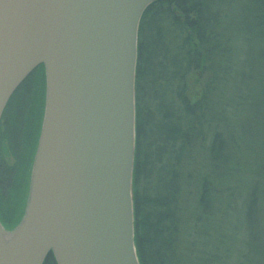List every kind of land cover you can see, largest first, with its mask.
Instances as JSON below:
<instances>
[{
	"label": "water",
	"instance_id": "95a60500",
	"mask_svg": "<svg viewBox=\"0 0 264 264\" xmlns=\"http://www.w3.org/2000/svg\"><path fill=\"white\" fill-rule=\"evenodd\" d=\"M156 0H0V118L39 65L24 213L0 264H140L134 233L138 27Z\"/></svg>",
	"mask_w": 264,
	"mask_h": 264
},
{
	"label": "trees",
	"instance_id": "16d2710c",
	"mask_svg": "<svg viewBox=\"0 0 264 264\" xmlns=\"http://www.w3.org/2000/svg\"><path fill=\"white\" fill-rule=\"evenodd\" d=\"M206 66L212 78L202 90V98L192 102L187 94V78L191 72ZM41 69L37 70L41 81L39 99L33 95L26 97L27 100L22 97V87L31 74L9 98L0 120L3 141L8 142L6 137H9L13 143L14 139L21 142L34 122L36 139L44 100ZM236 107L238 110L233 116L240 121L239 133L259 132L260 144L264 147V0H156L151 3L138 27L135 71L133 203L140 264H188V249L202 264L224 263L222 258L216 260L217 253L207 252L206 256L197 247L209 241L213 227L215 232L224 229L226 211L219 201L229 191L228 187L224 188L228 177L230 180L244 164L227 143L228 139L233 141L234 135L230 130V136L227 135L220 125L231 120L228 111ZM9 116L18 121L14 123L13 133L6 128ZM0 144L6 150L4 143ZM12 152L7 154L16 158ZM261 158L264 159L260 156L254 160L264 164ZM18 160L14 165L16 171L18 163L23 165ZM3 162L8 163L6 157ZM1 163L0 156V167ZM197 166L202 170L197 174L196 204L192 213L182 218L180 199L188 173L196 171ZM11 172L0 171L2 192L12 190L8 193L10 202L0 199V210L4 206L8 208L13 200H18L19 205L22 199L20 174ZM14 189L17 192L12 196ZM243 199H247L243 215L246 251L241 253L237 264H252L249 257L255 252L260 255L259 264H264V192L256 193L252 189ZM215 206L217 210H213ZM254 210L262 214L260 228L256 226ZM17 221L3 220V223L14 226ZM183 230L187 233L184 238ZM42 264H56L51 252Z\"/></svg>",
	"mask_w": 264,
	"mask_h": 264
},
{
	"label": "rangeland",
	"instance_id": "374dc122",
	"mask_svg": "<svg viewBox=\"0 0 264 264\" xmlns=\"http://www.w3.org/2000/svg\"><path fill=\"white\" fill-rule=\"evenodd\" d=\"M38 76H39V72H37V70L34 71L33 73H31V78L23 85L22 92L24 93V95H22V97L23 98L25 97L26 100L29 95H33L34 98L38 97L39 99L40 95L38 94V92H40L41 89V81L38 80ZM210 78H212V74L207 66L203 69L193 71L189 74L187 78V85H188L187 94L192 102H197L202 98L201 95L202 90L205 88V85L209 83ZM26 91L28 92L26 93ZM36 105L38 106L37 103L35 104V106ZM35 106L34 108H36ZM237 110L238 107H236L234 111L233 110L228 111L231 120L222 121L220 124L224 126L223 129L227 135H229V130L234 135L233 141L229 140V148L233 152L237 153V155L240 156L242 163H244L236 172L233 173L230 180L228 177V184L227 186H224V188L227 189L226 187H228L229 191L227 190V194L226 195L223 194L222 196L223 199L219 201L223 210L226 211V213L224 214L225 216L223 217L224 229L216 232L214 241H216L217 243L214 242L215 247L212 248V253L224 254L228 252L222 257L224 262L223 264H237L240 261L241 258L240 255L243 252L244 237H245L243 215L246 210V202H247V199H243L244 196L248 191H251L252 189H254L256 193H261L264 191V164L259 163L258 161L257 163L254 160L256 157H260V156L264 157L263 155L264 147L263 144H260L261 136L259 132H255L251 130L249 132L248 131L243 132L242 134L239 133L238 124L240 121L237 119V117L233 116L234 114L237 113ZM239 113H241V110L239 111ZM14 123H18V121L10 116L8 117V120L6 119V128L8 132L13 133L12 131L15 128ZM248 126L250 129L251 122L248 123ZM36 128H37L36 122L33 123V127L31 123V126L27 129L28 134L26 138L21 140V142L14 139L15 142L13 143L9 137H6L8 143L10 144L9 151L14 150V152L12 153L16 155V158L13 155H10V153L7 154L8 152L5 153L4 152L5 149H3L2 144H0V156L2 162L1 163L2 166L0 167L1 172L4 171L5 169H8L10 170V172L12 171L11 173L19 174L20 170L18 169L16 171L15 169L16 167L14 165L16 164L17 159H19L18 161L21 163L22 158L26 157L23 163L22 172L20 171L22 174L20 173L19 183L21 184H24L25 181V179L23 178V174H25V171L28 169L27 164H28V160H30V154L28 150L30 149L32 144L35 143ZM244 128L245 130H247L245 123H244ZM0 135L3 138L5 137L3 133H0ZM3 153H5V155ZM5 157L8 162L6 164L3 162ZM261 159L264 160L263 158ZM200 170H202L201 167L197 166L196 171L192 170L191 173H188L189 178L187 182H185V188L182 194V199H180V204L182 207V218L189 216V214L192 213L193 206L196 204L195 187L197 183V174ZM205 171L206 169H203V172ZM14 177L15 176H13V178ZM1 179L4 180V178ZM1 185L2 183L0 182V199L2 202L8 203L10 202L9 199L11 198L9 197L8 193L10 194L12 190L11 192H9L8 190L7 192L3 193ZM16 192L17 190L14 189V194L12 196H14ZM22 200L24 199L19 200V205H18V200L17 202L16 200H13L12 203H9L8 208L7 206H4L5 204L2 203V206L4 207H2V210H0L1 223H3V220L12 221L15 219H18L16 224L19 222V220L21 219L24 213L23 207L21 209ZM213 210H217V206L213 207ZM2 213L6 215L3 216ZM258 215L259 218L262 217V214H258ZM214 217L216 216H213L212 218ZM186 234L187 233L183 230L181 235L182 238H184ZM185 239H190V238H185ZM184 248L185 247H182V249ZM195 257L196 254L194 253L191 254V251L188 249L187 250L188 264H198L197 260L194 259ZM249 260L251 261L252 264H259L260 255L256 252L252 253L251 256L249 257ZM185 263L186 262H184V264Z\"/></svg>",
	"mask_w": 264,
	"mask_h": 264
},
{
	"label": "flooded vegetation",
	"instance_id": "af4514ba",
	"mask_svg": "<svg viewBox=\"0 0 264 264\" xmlns=\"http://www.w3.org/2000/svg\"><path fill=\"white\" fill-rule=\"evenodd\" d=\"M41 68L39 67V69H41L40 70V73L42 72L43 82H44V68L42 66H41ZM39 69H37V70H39ZM0 130L3 131V125L0 126ZM38 132H39V128H38ZM37 137H38V133H37V136H36V139H35V143H33L32 146L30 147V149L28 150L29 151V154H30V161L27 164L28 165V169L25 171V174H23V178L25 179V181L23 180L24 181V184L22 185V193H23L22 194V199H24V200L21 201V207H23V209L25 208V202H26L25 199H26V191H27V185H28V178H29V173H30V166H31V161H32V158H33V153H34L35 146H36V142H37ZM0 142L1 143H4V147L6 148L5 153L8 152L9 151L8 150L9 149L8 142L7 141H3L2 139H0ZM29 154H28V156H29ZM23 162L24 161H22L21 163L23 164ZM18 169L20 171H22L23 165H19V168H17V170ZM20 171H19V174L21 173ZM1 224L3 225V227L5 229L12 228V226H10V225H6L4 223H1Z\"/></svg>",
	"mask_w": 264,
	"mask_h": 264
},
{
	"label": "bare ground",
	"instance_id": "6f19581e",
	"mask_svg": "<svg viewBox=\"0 0 264 264\" xmlns=\"http://www.w3.org/2000/svg\"><path fill=\"white\" fill-rule=\"evenodd\" d=\"M225 135H224V133H223V137H224ZM225 138V137H224ZM229 142V139L227 140V143ZM225 181V179L223 180V182ZM264 192V191H263ZM255 212H254V214H255V216H256V218H257V222H258V224H256V226H259V228L261 227V225H263L262 224V222L259 220V219H261V218H259V211L258 210H254ZM258 228V229H259ZM223 230V229H222ZM215 234H216V232H215V228L213 227L212 229H211V232H210V234H209V241H211V242H209L208 240V242H206V244H204L203 245V243H201V244H199L198 245V247H197V249H198V251L199 252H201L202 254H205L206 256H207V252H212V248L213 247H215V245H214V240H215ZM206 238H204V240H205ZM243 251H246V249H243ZM226 253H228V252H226ZM226 253H224V254H221V253H218L217 255H216V260H218V259H220V258H222ZM194 259H196L197 260V262H198V264L199 263H201L196 257L194 258ZM240 263H242V262H240ZM202 264V263H201Z\"/></svg>",
	"mask_w": 264,
	"mask_h": 264
}]
</instances>
